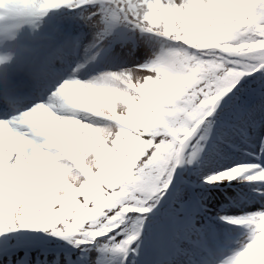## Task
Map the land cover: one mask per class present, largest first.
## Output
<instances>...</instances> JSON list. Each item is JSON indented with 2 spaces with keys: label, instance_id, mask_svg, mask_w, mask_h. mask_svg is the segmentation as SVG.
<instances>
[{
  "label": "clouds",
  "instance_id": "9594fccd",
  "mask_svg": "<svg viewBox=\"0 0 264 264\" xmlns=\"http://www.w3.org/2000/svg\"><path fill=\"white\" fill-rule=\"evenodd\" d=\"M74 4L96 8L80 17L94 38L90 54L31 107L9 105L0 119V236L40 233L74 248L109 237L99 246L124 264L170 173L202 156L209 116L241 81L264 75V0H0L5 102L21 37ZM117 34L133 51L142 41L146 59L81 79ZM101 37L111 38L97 47ZM233 181L260 192L264 168L236 163L204 177L208 185ZM219 219L238 230L219 264H264V208Z\"/></svg>",
  "mask_w": 264,
  "mask_h": 264
},
{
  "label": "rangeland",
  "instance_id": "374dc122",
  "mask_svg": "<svg viewBox=\"0 0 264 264\" xmlns=\"http://www.w3.org/2000/svg\"><path fill=\"white\" fill-rule=\"evenodd\" d=\"M80 17H81V12L75 13L74 15H68L64 19L65 22H66V23L64 22V24L65 25L67 24V20L68 21L70 20L71 22H76V27H75L74 30L76 32L80 33L81 39L82 40L89 39V40H93L94 41L92 32L88 28H86L84 26V24H83V22H82ZM137 47H138L139 52H136L135 55L142 57V61H141V63H142L146 59V57L148 55V50H147V48L145 46H143L142 41L139 42ZM88 49L89 48L86 49L84 47V50H83V53H82V58L80 60L73 61V66H75L77 63H82L87 58V56L90 54ZM114 62H115V59L114 58L111 59L109 61V63H113V64H111V66L108 67V68H112L113 70H115V68H117V67H130V66L134 65V64H125V65L114 64ZM94 70H95L94 64L93 65H88L85 70L81 71L80 78L81 79L87 78L89 75H92V74L95 73ZM242 101H243V99H240V98L238 99V103L242 104ZM235 106H236V104H235ZM249 153H252V155H254L253 156V158L255 160L254 164H257L259 166L264 167V164H263V162H264V151L259 150L258 146L255 145V146H253V150H251ZM225 183H227V182H225ZM225 183H223V184H225ZM202 185H204L205 187L213 186V185H205V184H202ZM236 187L237 188L241 187V184L239 183L238 185H236ZM220 196L221 195H219V197ZM243 202H246V206L242 209L241 214H243L244 212H252V211H256L258 209L264 208V193H263V189H261L260 192H254V190L251 191L250 194H248V201H243ZM249 202H251L252 206L250 205ZM230 206H234L232 202H229V203L225 204L224 208H229ZM170 219L172 220L171 217L164 218V220H166L167 224H168V222H170ZM198 219H199V217L195 216V218H193L191 222L194 223L195 221H198ZM198 222L201 224L200 229L204 232L207 229V224L202 225L200 220ZM212 223H214V222H212ZM209 224L211 225V223H209ZM22 232H24V231H22ZM156 236H157V238L161 237V234L159 233V231L156 232ZM234 237L235 236L231 235V236H224V237L221 238V240H220L221 242L219 243V251L220 252H224L221 256H226V255L229 254V253L226 252V251H228L230 249L227 246V244L229 243V241L233 240ZM138 253L141 256V252L139 251ZM212 254L214 255V254H217V253L215 251V252H212ZM10 255H11V257H9ZM13 257H16V254H14L13 252L9 253L8 257L5 258L6 259L5 262L7 264H12L11 258H13ZM220 259H221V257L218 256L214 261H217V260H220ZM43 263L44 264H59L56 260H53V259L44 260Z\"/></svg>",
  "mask_w": 264,
  "mask_h": 264
},
{
  "label": "snow or ice",
  "instance_id": "6c2138e0",
  "mask_svg": "<svg viewBox=\"0 0 264 264\" xmlns=\"http://www.w3.org/2000/svg\"><path fill=\"white\" fill-rule=\"evenodd\" d=\"M77 2L79 3V0H77ZM71 10L72 11H79V12H86V13H96V8L95 7H92L91 5H88V4H81L80 7H76L75 4L71 7ZM97 15H99V13H97ZM92 18H95V17H92ZM111 37H101L98 42H97V47L101 44H104L106 42L107 39H110ZM54 63V62H53ZM262 75V74H261ZM66 75L64 73H60V72H56L52 69V67L50 66L42 75L41 77V82H40V97L39 99H42L44 97L45 94H47L49 91H51L54 86L56 84H58L62 78H64ZM244 81V80H243ZM243 81L240 82V84L232 91V93L230 95H228L226 98L228 99H231L232 97H235L237 96L239 93H240V89L243 87ZM37 101L35 102H32V104L36 103ZM23 101H21V99H19L18 97L16 96H12L10 99H8L6 102H5V106L9 109V105H11L13 108H21V105H22ZM220 106V104H219ZM218 106V107H219ZM31 107V106H30ZM217 107V108H218ZM216 108V109H217ZM243 110H240V112L242 113ZM216 113V110L212 113L211 116H209L208 118V121H206V124L208 125V131L211 129V124L209 123L210 121V118L213 117V114ZM218 115V114H217ZM199 131V130H198ZM208 133V132H207ZM214 137H216V143L218 145H223L224 143H227V140L225 139L224 137V134L223 132H220V133H214L213 134ZM206 136L207 134L203 135L202 137H198V139H200L201 141L206 139ZM260 168H264L262 166H260ZM176 174H177V170L174 172V173H170V177H171V183L168 187V190H167V193L166 194H163V193H159L157 195V199H160V196L162 195V197H165L166 195H169L170 194V189H173L176 187V185L174 184V181L176 180ZM209 174V173H207ZM207 174H203L201 176V182L203 184L204 183V177L207 175ZM205 185H208V184H205ZM55 201V196L52 195V196H49L47 202H46V208L47 210L50 212L51 211V205L52 203ZM161 201V199H160ZM155 202V201H153ZM71 206V201H69L67 204H66V207L64 209V211H67L68 207ZM110 235H115V233L113 234H110ZM84 239H88L90 240L91 237L90 235H85L83 237ZM117 239H120V237H117ZM106 240H109V237H100L98 238L97 241L93 242L92 244H89V245H81L79 248L81 247H88V246H96V245H99L101 243H103L104 241ZM132 254V253H130Z\"/></svg>",
  "mask_w": 264,
  "mask_h": 264
}]
</instances>
